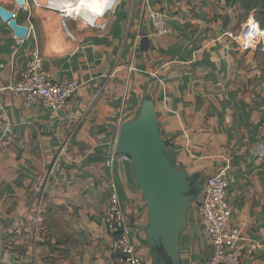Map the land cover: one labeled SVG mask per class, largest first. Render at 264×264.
Returning <instances> with one entry per match:
<instances>
[{
  "label": "crops",
  "instance_id": "crops-1",
  "mask_svg": "<svg viewBox=\"0 0 264 264\" xmlns=\"http://www.w3.org/2000/svg\"><path fill=\"white\" fill-rule=\"evenodd\" d=\"M24 1L0 0L28 26L18 38L0 17V88L17 81L34 50L56 81L79 87L58 112L0 90V264H117L102 222L112 189L149 264L147 206L132 162H106L145 91L175 166L207 176L229 162L232 221L260 244L242 264H264V82L254 50L229 36L245 21L242 8L225 0H120L85 24L53 6L61 0ZM162 8L170 32L151 34L148 12ZM210 251L192 205L184 264Z\"/></svg>",
  "mask_w": 264,
  "mask_h": 264
},
{
  "label": "built area",
  "instance_id": "built-area-1",
  "mask_svg": "<svg viewBox=\"0 0 264 264\" xmlns=\"http://www.w3.org/2000/svg\"><path fill=\"white\" fill-rule=\"evenodd\" d=\"M148 16L152 21L151 34L163 35L170 32L168 22L171 15L166 9H151ZM254 21L258 23L255 16ZM252 25L253 13L234 37L247 48L264 45V28L259 26L260 31L258 32L253 29ZM249 33L252 35L249 36ZM78 87L79 84L75 80L56 81L54 74L44 67L42 58L34 50L17 81L1 87L0 90H10L24 106L43 103L54 112H58L67 104ZM5 115L4 105L0 101V118ZM9 128L10 126L7 125L6 130ZM174 144L177 143L174 142ZM263 152L261 150L259 153L263 154ZM116 159L132 162L128 155L117 152H112L106 162L111 164ZM229 170L230 164L226 162L205 176L201 191L192 204L197 213L202 235L211 248L207 257L197 260L194 264H242L244 254L253 253L260 246L256 240L244 235L242 226L232 221ZM42 214L39 202L34 217L36 223L42 222ZM102 222L110 237L108 249L115 262L117 264H144V260L138 255L137 248L132 242L131 226L115 189L109 193V205L102 217Z\"/></svg>",
  "mask_w": 264,
  "mask_h": 264
},
{
  "label": "water",
  "instance_id": "water-1",
  "mask_svg": "<svg viewBox=\"0 0 264 264\" xmlns=\"http://www.w3.org/2000/svg\"><path fill=\"white\" fill-rule=\"evenodd\" d=\"M14 16L11 10L0 5V17L8 22L16 37L23 38L28 26L18 23ZM161 127L155 98L145 91L137 116L120 125L116 152L131 158L134 177L147 206L143 231L151 264H184L182 234L205 175L203 170L190 172L171 162L169 141L163 137Z\"/></svg>",
  "mask_w": 264,
  "mask_h": 264
},
{
  "label": "clouds",
  "instance_id": "clouds-1",
  "mask_svg": "<svg viewBox=\"0 0 264 264\" xmlns=\"http://www.w3.org/2000/svg\"><path fill=\"white\" fill-rule=\"evenodd\" d=\"M118 4V0H61L53 6L58 7L62 14L73 17H80L85 24H93L95 18L102 16L103 13ZM253 29L259 30V25L254 21L253 15ZM252 33H249L251 36Z\"/></svg>",
  "mask_w": 264,
  "mask_h": 264
},
{
  "label": "rangeland",
  "instance_id": "rangeland-1",
  "mask_svg": "<svg viewBox=\"0 0 264 264\" xmlns=\"http://www.w3.org/2000/svg\"><path fill=\"white\" fill-rule=\"evenodd\" d=\"M242 12L240 13V18H242L243 16H244V18H245V21H244V23L248 20V18L249 17H251V15H252V13L251 12H245V10H241ZM244 23L242 24V25H239L237 28H236V30H234L232 33H230V37L231 38H234L238 33H239V31L242 29V27H243V25H244ZM247 48V47H246ZM247 49H252V50H254V52H255V54H256V57H257V59H258V62H259V65H260V68L262 69V71H261V73H260V75H261V80L264 82V45H256V46H252V47H248ZM192 238V241L193 242H195V240H197L196 239V236L194 235V236H192L191 237ZM198 242L200 241V239L199 240H197ZM200 251H201V247H200V249H199V247H192V249H191V252H192V254H194V255H197V254H199L200 253ZM150 260V259H149ZM148 260V262H149V264H151V262ZM194 262V261H193Z\"/></svg>",
  "mask_w": 264,
  "mask_h": 264
},
{
  "label": "trees",
  "instance_id": "trees-1",
  "mask_svg": "<svg viewBox=\"0 0 264 264\" xmlns=\"http://www.w3.org/2000/svg\"><path fill=\"white\" fill-rule=\"evenodd\" d=\"M227 6H240L245 12H252L259 26L264 28V0H225Z\"/></svg>",
  "mask_w": 264,
  "mask_h": 264
}]
</instances>
